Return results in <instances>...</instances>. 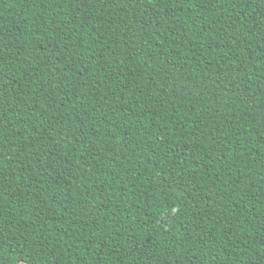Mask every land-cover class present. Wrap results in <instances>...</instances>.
<instances>
[{"label":"trees","instance_id":"1","mask_svg":"<svg viewBox=\"0 0 264 264\" xmlns=\"http://www.w3.org/2000/svg\"><path fill=\"white\" fill-rule=\"evenodd\" d=\"M0 264H264V0H0Z\"/></svg>","mask_w":264,"mask_h":264}]
</instances>
